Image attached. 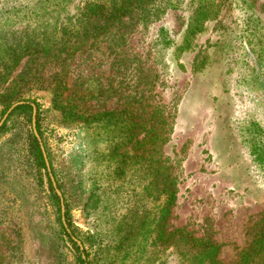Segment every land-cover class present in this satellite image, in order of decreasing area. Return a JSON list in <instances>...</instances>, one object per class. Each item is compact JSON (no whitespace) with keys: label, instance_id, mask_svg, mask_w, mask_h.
Wrapping results in <instances>:
<instances>
[{"label":"rangeland","instance_id":"1","mask_svg":"<svg viewBox=\"0 0 264 264\" xmlns=\"http://www.w3.org/2000/svg\"><path fill=\"white\" fill-rule=\"evenodd\" d=\"M109 1L0 0V122L39 104L84 246L35 160L33 112L15 109L0 132V264H78L70 238L86 264H199L187 238L166 240L176 229L236 264L264 231V0H155L106 31L84 11ZM27 42L50 49L20 60ZM167 173L177 203L165 223Z\"/></svg>","mask_w":264,"mask_h":264},{"label":"trees","instance_id":"2","mask_svg":"<svg viewBox=\"0 0 264 264\" xmlns=\"http://www.w3.org/2000/svg\"><path fill=\"white\" fill-rule=\"evenodd\" d=\"M155 0H110L107 3H89L85 7L84 14L87 17V20L92 19L93 17L98 18L100 21L105 22V30L112 28L115 26L116 23H119L123 21L124 18L130 16L136 9H140L143 11L146 6H148L149 3H153ZM203 18V16H201ZM202 27L200 25V21L198 19H195L193 23H191L186 31L184 41L182 45L180 46L181 49L187 50L188 48H191L192 42L194 40L195 34L197 32L201 31ZM65 42V41H63ZM50 43L49 42H27L23 48L22 54H20V60L25 57L29 56L31 59H34L38 56L39 53H48L50 49ZM62 89V88H61ZM63 89H67V87H63ZM60 91V90H59ZM58 95V93H56ZM62 95V92H59V96ZM59 96H56L57 99ZM35 105L37 107V128L38 131L43 138V132L41 130V123H40V111H39V104L35 102ZM28 110L30 112H33V107L30 104H24L20 105L16 108V110ZM15 110V111H16ZM93 119H98L99 116L96 114L90 115ZM7 121H5L4 125L1 127L0 132L4 131L7 127ZM44 140V138H43ZM33 147H34V157L38 164V166L45 171L46 177H47V183L49 186V192L50 197L53 200L54 204L57 206L59 214H61V200L60 197L55 193V189L52 185V182L50 180V177L48 175L47 167L45 164L44 156L42 153V150L40 148V144L33 135ZM46 146V144H45ZM47 149V147H46ZM48 157L53 169V163L52 158L50 155V152L47 149ZM254 154L256 156V161L259 165H261L264 168V138L260 140V143L255 146ZM54 173V169H53ZM55 177L56 174H54ZM171 176L169 173L163 174L164 182L162 184V187L160 188V195L164 197V202L161 208L162 213V220L165 221V223L168 221V218L172 214L173 208L176 206L177 203V189L175 186V183L170 180ZM58 182V179H57ZM58 187L63 191V197L66 205V218H70L69 214V198H68V192L65 189V186L60 184L58 182ZM59 220L62 224V228L64 229V233L70 237L68 232L66 231V228L64 227L62 223L61 216H59ZM70 226V223H69ZM167 228V226H166ZM167 230V229H166ZM167 232V231H166ZM174 234H180L181 238L185 240L187 238V243L191 246L192 249L197 250L199 253V264H227L222 262L219 259L220 255V248L218 245L212 243L209 240H206L204 238H198L194 237L186 231L185 229H176L173 231L167 232L166 240L173 237ZM71 243L74 245L75 250L78 253L77 256V262L78 264H86V260L82 257L81 251L77 244L70 238ZM186 243V242H185ZM236 264H264V231L257 233L254 238L252 239L249 247L244 250L239 258V261Z\"/></svg>","mask_w":264,"mask_h":264},{"label":"water","instance_id":"3","mask_svg":"<svg viewBox=\"0 0 264 264\" xmlns=\"http://www.w3.org/2000/svg\"><path fill=\"white\" fill-rule=\"evenodd\" d=\"M24 104H30L33 107L32 123H33L34 135H35V137L37 138V140H38V142L40 144V148L42 150V153H43V156H44V160H45V164H46V167H47V171L49 172V176L51 178L52 184H53V186L55 188V191H56L57 195L60 197V200H61L63 225L66 228V230L69 233V235L71 236V238L79 245L80 249L83 250L84 249V246H83L82 242L79 239H77L72 234L71 230L68 227L66 218H65V211H66V209H65L63 194H62V192L60 191V189L57 186V182H56V179H55L54 174L52 172V168H51V164H50V160H49V157H48V154H47L46 147L44 145V142L42 140V137H41V135H40V133L38 131V128H37V107H36V105L34 103H28V102H23V101H20V102H17L15 104H13L11 106V108L4 115L3 119L1 120V122H0V128L3 126L4 122L6 121V119L8 118V116L13 112V110H15L18 106L24 105ZM83 258L85 259V255H83Z\"/></svg>","mask_w":264,"mask_h":264}]
</instances>
